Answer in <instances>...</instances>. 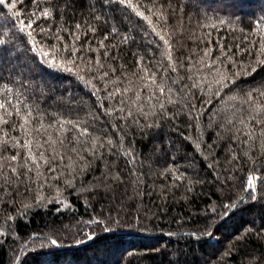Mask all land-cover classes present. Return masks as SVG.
<instances>
[{
  "label": "trees",
  "instance_id": "trees-1",
  "mask_svg": "<svg viewBox=\"0 0 264 264\" xmlns=\"http://www.w3.org/2000/svg\"><path fill=\"white\" fill-rule=\"evenodd\" d=\"M157 6H163L167 16L157 22V29L163 28L170 40L178 69L176 74L165 75L183 76L185 83H190L186 75L196 80L217 79L214 70L198 63L203 50L211 49L214 58L221 47L231 46L232 52L237 45L251 47L249 42L259 39L256 22L264 18V0H158ZM41 8H51L54 18L39 17ZM16 10L21 11L19 18L6 6L0 9V31L4 33L0 39L5 41L0 45V89L7 85L11 90L0 91V99L10 101L9 111L12 105L22 112L31 110L32 125L41 116L45 125L57 119L83 122L81 126H87L91 136L81 137L88 141L78 145L81 150L90 148L95 136L101 140L111 136L116 147L105 144L100 148L97 144L95 159L82 151L89 163L79 175L65 169L59 180L17 181L14 186L0 181V264H264V183L257 181L256 199L244 190L248 175L264 176L261 140L250 139L247 144L233 141L221 127L224 115L234 111L247 121V112L239 111L241 100L249 92L264 90V66L253 63L257 57L240 54L234 65L226 61L217 64L215 67L234 82L219 96L193 97L191 103L198 111L190 105H168L164 96L147 101L148 93L142 92L139 103L149 113L145 118L128 100L131 93L109 99L104 85L107 81L108 89L142 88L132 75H143L136 65L138 56L158 75L161 65H167L161 49L148 43L157 38L145 37L146 24L130 26L120 5H105L103 0H40L39 7L24 0ZM96 16L100 20H95ZM29 17L37 22L33 36L18 30L19 20L27 22ZM210 23L217 27L203 26ZM76 24L82 27L75 29ZM89 26L96 31L88 32ZM113 26L119 28L120 35H108L106 47L99 48V41ZM40 27L51 31L42 33ZM65 28L68 31H63ZM73 31L80 34L79 40H74ZM54 33L63 39L56 40ZM124 34L134 39L121 43ZM73 44L81 50L69 56L63 46ZM46 51L61 66H52L51 59L45 62ZM96 59L102 61L103 68L95 65ZM205 59L211 63V58ZM190 65L195 67L186 74ZM253 66L256 72L251 71ZM245 70L251 75H244ZM105 71L109 77L101 81L98 77ZM118 76L121 81L111 83ZM92 85L100 89L96 95ZM201 96L204 100L211 96V103L201 105ZM120 99L126 103L119 104ZM160 103L174 116L161 115ZM121 107L125 112L133 110L139 124L131 118L124 121L106 115V111ZM7 118L10 125L20 123L15 115ZM10 125H5V130L23 139L21 130ZM249 130L251 125L245 129ZM48 132L55 137L57 128ZM39 138L43 142L44 134ZM121 138L124 149L136 157L132 164L116 150ZM244 138L241 135L240 140ZM60 152L64 154L65 149ZM68 155L84 163L75 153ZM116 174L119 181L112 179ZM181 174L182 179L176 180ZM65 178L72 183L66 184ZM245 229L252 231L244 234ZM53 239L57 244H51Z\"/></svg>",
  "mask_w": 264,
  "mask_h": 264
},
{
  "label": "snow or ice",
  "instance_id": "snow-or-ice-1",
  "mask_svg": "<svg viewBox=\"0 0 264 264\" xmlns=\"http://www.w3.org/2000/svg\"><path fill=\"white\" fill-rule=\"evenodd\" d=\"M32 3L37 4L39 7L40 0H32ZM105 5L109 4H118L125 11V19L129 22V25L136 24H146L148 27L144 32L145 37L154 36L157 39H150L148 43L154 44L158 49H161V56L163 60H166L168 63L166 66L161 65L160 74H157V71H153L151 68L146 66L143 56H138L136 59V65L139 68V72L143 75H139L136 72H133L132 75L137 76V79L141 82L142 88L139 87H115L113 89H108L107 81H105V90L107 92V98L114 99L117 96H125L128 93H131V96H128V100L136 105V111L139 112L141 116L147 118L149 113L144 111L143 105L139 103L141 101V93L145 92L148 95L145 97L147 101H152L153 99L159 100L160 96H164L166 104L173 105L174 107L178 104L184 105L185 108L191 107L192 110H197L196 105L191 103L193 97H196L197 94L208 95L209 93L214 96H219L220 92L223 91L229 83L234 81L230 80L229 76L223 74L219 68L215 67L217 64H223L225 61L227 65H234L237 63L235 57L240 54L254 55L257 57L253 63L255 65L264 66V18L256 22V34L259 39L255 43L249 42L251 47H242L240 45L236 46V52H232L231 46L227 48H220V55L212 58V50L204 49L203 55L198 61L203 67L209 69L210 71H215L218 76L214 81H209L207 77H201L199 80L193 78L192 75H186L187 81L190 83L183 82L185 77L179 75H165V73L176 74L178 72L176 61L172 55V44L170 40L164 34V29H157V22L165 21L167 16L165 12L161 10L163 6H157L158 0H151L150 4H146L145 0H103ZM24 0H0V9L4 6L11 12L13 17L19 18L21 16V11L16 10L18 5H23ZM33 16H36V13H32ZM39 17H43L45 20L53 19V10L51 8H41L39 10ZM37 17V19H39ZM155 17V20L153 19ZM95 20H100L99 16L94 17ZM13 24H16V21H12ZM36 20L29 17L27 22L25 20H19L18 30L25 32L28 36H33L34 25H36ZM220 24H223L224 21H219ZM204 27H211L215 29L216 24H206ZM75 29H80L81 24H76ZM39 31L49 32L50 29H45L43 27L39 28ZM60 29H57L59 32ZM63 31H68V29H63ZM88 32H95L96 28L89 26L87 29ZM87 35V32L84 33ZM117 34L120 35V30L118 27L113 26L110 29V32L105 35L104 39L99 41V48H105L104 40L108 39V35ZM4 33L0 31V36H3ZM56 40H62L63 37L54 33ZM74 40L80 39V34H77L75 31L72 33ZM130 39L134 37L124 34L121 39V43H127ZM247 40V37H245ZM162 42V43H161ZM5 41L0 39V45H3ZM32 43H36L33 38ZM83 47V46H82ZM55 50V49H53ZM63 50L69 53V56L77 55L81 50L76 48L73 45L63 46ZM90 51H99V49L89 48ZM103 55L106 57L107 52H104ZM135 55V54H134ZM45 57V62H48L51 59L52 66L59 67L61 65L56 64L55 57L52 56L51 52H43ZM211 58V63L205 58ZM221 57L224 59L221 60ZM79 58V57H78ZM115 57H113L114 59ZM68 63L75 64L74 60H68ZM63 63V62H62ZM95 65L99 68H103L104 64L100 59L94 61ZM123 67V66H121ZM183 67V65H180ZM195 65H190L185 71L186 74L192 71ZM71 71V69H68ZM92 69H89L91 71ZM256 67L253 66L251 71L256 72ZM112 72H116V68H111ZM240 73H235L234 75H239ZM244 75H251V73L246 70L243 72ZM105 77H109L107 71L103 72L101 76L98 77L101 81H104ZM96 78V77H94ZM83 79V77H81ZM121 81V77H117L116 80H112L111 83L117 84ZM91 84V81L88 82ZM131 83V81H130ZM218 86V87H217ZM94 91L93 95H96L100 89L96 88L95 85H92ZM214 88L217 90L213 91ZM7 90V85L3 86V89L0 91ZM151 90V91H150ZM195 90V91H194ZM134 97V99H133ZM264 90H258L249 92L247 98L241 100V112H247L248 120L246 121L243 118H240L236 115V112L225 114L223 118V123L221 127L230 133V139L233 141H239L240 143L247 144L250 139L259 138L261 140V155H264ZM231 99H236L232 97ZM119 104L124 105L126 101L120 99L117 101ZM201 105L210 104L211 96L209 99L204 100L203 96L200 97ZM9 104L6 98L0 99V181L7 183L10 186L17 185V181L21 184L28 181L35 182V180H41L47 182L49 178L54 180H59L64 175V170H68L70 173L75 172L77 175L81 174L85 168H87L89 162H85L84 155L81 154L82 151L88 152L89 155H92L95 159V153L97 149V144L100 148H104L105 144L116 147L111 136L105 137L103 140L99 136L92 137L90 148L80 149L78 145L81 143H87L88 141H82L81 137H89L91 133L87 126H81L83 122L73 121V120H64L57 119L52 123L45 125L43 123V117L41 116L39 122L35 125H32V112L28 110L27 112H22L19 107L12 105V111H9ZM165 103H160L159 108L161 110V115L169 116V118L174 116V113H169ZM198 111V110H197ZM116 113H123V115H114ZM15 115L20 123L17 125L15 122L10 121L7 117H12ZM106 115L113 116L115 119L127 121L129 118L132 119V123L139 124V120L134 116L133 110L129 109L125 112L123 107L119 109H111V111H106ZM10 125L11 129L21 130V136H12L10 132L5 130L4 126ZM30 125H32L30 127ZM251 125V130L245 131ZM58 126V127H57ZM71 126V127H66ZM115 127V125H113ZM124 125H121L123 128ZM57 128L55 137L48 132L50 128ZM258 129V131H256ZM71 138L69 139V135ZM40 134H44L43 142L39 138ZM243 135L245 138L241 141L240 137ZM72 146L69 148L68 145ZM47 146V147H45ZM112 147L109 148V151H112ZM197 147L199 145L197 144ZM209 148L211 146H208ZM60 148H64V154H61ZM15 149L16 151L11 154L5 155V152H10V150ZM123 156L129 157L128 163L132 164L136 157L132 155L130 149L125 150L123 147V138L120 139V146L116 148ZM68 152L75 153L78 161L84 162L82 165L77 162V159H74L72 156L68 155ZM47 153V154H46ZM69 161L66 163L65 161ZM255 163V161H253ZM79 168V172H77ZM59 169V171H58ZM166 173L170 172L171 169H165ZM55 173V175L49 177L45 173ZM107 175V173H105ZM183 174L176 176V180L182 179ZM75 177H72L74 179ZM113 180L119 181V174H116L112 177ZM139 180V177H137ZM264 183V176L259 178L256 177L255 173H252L247 176L245 182V192L248 193V196L251 199H256L255 191L257 186V181ZM43 182L40 184V187H43ZM66 184H71L72 180L65 178L64 181ZM27 190V189H26ZM228 207V206H225ZM252 231L251 229H245L244 234ZM51 244H57L56 240H51Z\"/></svg>",
  "mask_w": 264,
  "mask_h": 264
},
{
  "label": "water",
  "instance_id": "water-1",
  "mask_svg": "<svg viewBox=\"0 0 264 264\" xmlns=\"http://www.w3.org/2000/svg\"><path fill=\"white\" fill-rule=\"evenodd\" d=\"M94 236L90 237V239H92Z\"/></svg>",
  "mask_w": 264,
  "mask_h": 264
}]
</instances>
